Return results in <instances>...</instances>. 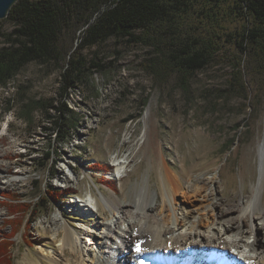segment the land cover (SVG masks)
<instances>
[{
	"label": "rangeland",
	"instance_id": "rangeland-1",
	"mask_svg": "<svg viewBox=\"0 0 264 264\" xmlns=\"http://www.w3.org/2000/svg\"><path fill=\"white\" fill-rule=\"evenodd\" d=\"M11 30L10 23L0 21V33ZM84 30L68 33L69 48L80 50ZM80 54L88 70L69 92L67 103L75 112L77 127L68 143H55L43 131L50 124L48 112L39 104L46 109L61 100V70L50 64L27 65L7 88L0 89V239L13 237L8 250L12 264H85L82 254L76 259L69 246L62 253L65 232L60 239L53 237V219L61 218L79 248L94 256L97 222L111 216L101 194L134 200L136 189L145 186L151 197L158 194L155 203H159L165 165L183 183L193 179L202 185L217 178L212 189L219 202L233 203L253 194L264 146V77L254 74L247 56L240 83L225 59L198 72L185 88L175 75L162 80L149 73L143 67L148 50L141 46L110 40L84 47ZM28 105L30 122L23 118ZM9 107L13 111L8 112ZM34 131L37 134L31 138ZM48 150L53 151L54 161L43 170L38 165ZM117 159L127 165L120 181L113 177ZM51 188L56 190L49 194ZM59 191L72 195L58 203ZM92 193L99 208L93 207L91 217L71 207L91 199ZM36 195L42 199L38 201ZM7 196L25 198L28 204L40 202L46 208L35 220L32 207L11 208L4 203ZM14 210L21 211L15 219L22 222L21 227L13 224L16 234L8 222Z\"/></svg>",
	"mask_w": 264,
	"mask_h": 264
},
{
	"label": "trees",
	"instance_id": "trees-1",
	"mask_svg": "<svg viewBox=\"0 0 264 264\" xmlns=\"http://www.w3.org/2000/svg\"><path fill=\"white\" fill-rule=\"evenodd\" d=\"M5 20L12 30L0 33V89L7 88L27 65L50 64L61 70V100L46 109L39 103L40 110L48 112L50 124L43 131L59 144L68 143L77 127L67 102L79 75L88 70L80 54L84 47L110 40L141 46L148 50L143 67L149 73L162 80L175 75L185 88L198 72L225 59L240 83L245 56L254 74L264 77V0H20ZM82 29L80 50L69 48L68 33ZM13 109L9 107L8 112ZM25 109L23 118L30 122L32 108ZM41 155L38 166L46 170L54 154L48 150ZM34 183L40 185L37 179ZM52 190L56 189L48 190L49 194ZM66 195L72 194L56 192V202H63ZM4 198L11 208H38L37 213L31 211L35 220L46 208L40 202L28 204L25 198ZM35 199L42 198L36 195ZM20 214L18 210L9 214L13 229L16 222L21 227L22 222L15 219ZM12 231L16 234L18 229ZM9 238L0 239V264L13 263L8 254L13 237Z\"/></svg>",
	"mask_w": 264,
	"mask_h": 264
},
{
	"label": "bare ground",
	"instance_id": "bare-ground-1",
	"mask_svg": "<svg viewBox=\"0 0 264 264\" xmlns=\"http://www.w3.org/2000/svg\"><path fill=\"white\" fill-rule=\"evenodd\" d=\"M259 162L253 194L233 203L217 201L212 189L217 178L202 185L193 179L183 183L167 165L168 187L163 179L159 203H155L158 194L151 197L145 186L136 189L134 200L101 194L111 216L97 222L94 256L79 248L74 233L59 217L53 219L52 235L60 239L65 232L62 253L69 246L76 259L82 254L85 264H264V146ZM115 167L113 177L120 181L127 165L117 159ZM90 196L71 207L91 217L99 203L93 193ZM40 251L51 255L43 247Z\"/></svg>",
	"mask_w": 264,
	"mask_h": 264
},
{
	"label": "water",
	"instance_id": "water-1",
	"mask_svg": "<svg viewBox=\"0 0 264 264\" xmlns=\"http://www.w3.org/2000/svg\"><path fill=\"white\" fill-rule=\"evenodd\" d=\"M20 0H0V21L5 20L10 10L16 5Z\"/></svg>",
	"mask_w": 264,
	"mask_h": 264
}]
</instances>
